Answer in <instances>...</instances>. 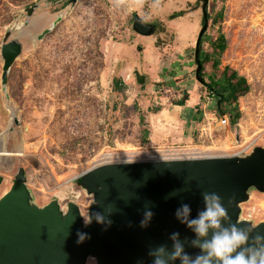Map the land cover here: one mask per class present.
<instances>
[{
  "label": "rangeland",
  "instance_id": "1",
  "mask_svg": "<svg viewBox=\"0 0 264 264\" xmlns=\"http://www.w3.org/2000/svg\"><path fill=\"white\" fill-rule=\"evenodd\" d=\"M195 1L0 0V47L6 31L7 40L21 43L5 89L19 118L12 127L0 53V195L23 167L32 202L41 206L57 199L65 211L72 201L84 216L92 195L76 178L98 164L135 160L151 146L198 147L211 155L232 154L238 149L233 142L252 137V147L264 146V0H208L199 45L206 56L202 83L193 57L202 0ZM33 4L27 15L25 8ZM180 9L182 15L169 18ZM134 13L155 23L152 35L132 29ZM218 43H224L222 50ZM135 69L145 75L144 83L136 81ZM232 70L248 86L220 107L228 112L236 105L237 122L219 127L202 113L191 121L201 107L218 112L217 94L211 90L206 99L205 83ZM185 95L184 104H176ZM239 206L240 219L264 221V191L249 188Z\"/></svg>",
  "mask_w": 264,
  "mask_h": 264
},
{
  "label": "water",
  "instance_id": "2",
  "mask_svg": "<svg viewBox=\"0 0 264 264\" xmlns=\"http://www.w3.org/2000/svg\"><path fill=\"white\" fill-rule=\"evenodd\" d=\"M207 4L208 0H202L203 23L193 54L195 78L201 83L204 79L200 76L199 41L208 25ZM36 6L26 7V14L31 15ZM155 27V23L133 14L132 29L136 33L152 35ZM49 29L45 28L38 38ZM10 35V31L5 32L0 47L4 91L10 66L21 52L18 40H7ZM134 75L138 83H144V74L135 69ZM219 103L217 100V110ZM13 121L16 124L19 118ZM25 180L24 168L19 167L10 188L0 195V264H85L89 256L95 257L98 264H137L140 260L151 264L149 249L164 244L171 251L172 232H179L185 251L195 256L200 251L191 246L195 234L176 218L175 211L187 203L191 207L190 218H195L204 207V192L218 193L226 206L231 199V222L238 227L252 225L256 229L251 236L264 235V221L253 224L239 218V203L248 198L249 188L264 191L262 145H254L245 154L104 162L83 171L76 181L92 195L88 212L104 214L106 220L112 221L111 226L98 224L95 219L85 226L79 205L72 201L67 202L65 211L57 199L41 206L35 204ZM109 205H113L110 215L106 211ZM146 207L152 209L154 216L146 228H141ZM77 232L88 233L90 238L77 244Z\"/></svg>",
  "mask_w": 264,
  "mask_h": 264
},
{
  "label": "clouds",
  "instance_id": "3",
  "mask_svg": "<svg viewBox=\"0 0 264 264\" xmlns=\"http://www.w3.org/2000/svg\"><path fill=\"white\" fill-rule=\"evenodd\" d=\"M135 160L127 158L117 162L134 163ZM175 194L174 192L170 195ZM202 198L204 207L195 218H190L191 207L187 203L182 204L175 211L176 218L195 234L191 246L198 248L199 253L193 256L186 252L184 243L179 239V232H172L169 237L172 241L171 251L164 244L149 249L151 264H175L177 260L180 264H264V235L257 233L251 236L256 229L252 225L238 227L237 223L231 222L228 213L231 199L227 201L226 206L223 197L216 192H204ZM106 211L110 215L113 205H109ZM153 216L152 209L146 207L140 227L146 228ZM82 217L85 226L91 224L93 219L98 224L106 226H111L112 223L100 212H88ZM77 236V244L90 238L85 232H77ZM85 264H98V262L95 257L89 256ZM137 264H143V261L140 260Z\"/></svg>",
  "mask_w": 264,
  "mask_h": 264
},
{
  "label": "trees",
  "instance_id": "4",
  "mask_svg": "<svg viewBox=\"0 0 264 264\" xmlns=\"http://www.w3.org/2000/svg\"><path fill=\"white\" fill-rule=\"evenodd\" d=\"M195 2H197V0ZM189 5H190V3H189ZM183 12H184V10H182V9L173 11L169 14V18H174V17L180 16L183 14ZM220 36L222 38V35H220ZM201 42H202V40L200 39L199 45ZM214 46L217 48V50H222L224 48V43L214 44ZM199 58H200L201 64H203L204 61L206 60V56H204L201 51L199 53ZM202 70H203V65H202L201 71H200L201 76L203 74ZM228 70H229V67L226 65L222 70V74L226 75ZM205 84L210 90L214 91L217 94L215 98L220 101L219 105H221L222 102H224L225 100L227 102H232L236 98V95H235L236 91H244L247 89V86H248L246 83V79L242 75H239L237 73V71H235V70H232L230 75L224 77V79H222V77H218V78L210 77L209 81ZM219 87L221 89V92L218 90ZM184 94H187V92L185 91ZM219 97H220V99H219ZM187 98H188L187 95H185L182 99L181 98L178 99L176 101V104L183 105L184 101L187 100ZM159 109H160V107L154 108L155 111H157ZM217 111L224 112L225 110H223V109H221V107H219V110H217ZM228 112L230 115L231 122L232 123L237 122V119L239 117L238 107L236 105H234L230 108V111H228ZM191 116H192L190 118L191 120H194V119L200 120L201 119V112L199 110H197L196 113L192 112ZM142 120L143 119L141 116L140 121H142ZM147 135H148V131L144 130L143 131V138L145 139L147 137Z\"/></svg>",
  "mask_w": 264,
  "mask_h": 264
},
{
  "label": "built area",
  "instance_id": "5",
  "mask_svg": "<svg viewBox=\"0 0 264 264\" xmlns=\"http://www.w3.org/2000/svg\"><path fill=\"white\" fill-rule=\"evenodd\" d=\"M205 98L209 99L212 95L213 92L211 90L207 91L205 93ZM207 113L210 116H207ZM204 118L207 120L208 122H210V119H214L216 121V124L219 127H225L228 126L230 124V115L227 111L224 112H204ZM203 118V119H204ZM210 124V123H209ZM208 128V126H204V128ZM264 133V132H263ZM252 148V141L245 147H240L238 149H236L234 151L233 154H245L247 153L250 149ZM174 150V151H172ZM179 150V151H178ZM208 149H201L198 147L195 148H179V149H174L173 147L170 146H163V147H147L142 149L138 155H136V157H134L135 159H170V158H180V157H201L204 155H208L210 153H208ZM217 155V154H216ZM220 155V154H218Z\"/></svg>",
  "mask_w": 264,
  "mask_h": 264
},
{
  "label": "bare ground",
  "instance_id": "6",
  "mask_svg": "<svg viewBox=\"0 0 264 264\" xmlns=\"http://www.w3.org/2000/svg\"><path fill=\"white\" fill-rule=\"evenodd\" d=\"M17 30H22L20 26L17 27ZM4 91V90H3ZM5 96H6V92H5ZM4 102H5V106L9 112V116H10V121L8 123V127H12V126H15L14 125V118L17 117V112H16V109L14 107V104H12V102L7 98V96L4 98ZM254 138H250L249 140H243V141H236V142H233L235 145H238V148L240 147H245L247 146ZM186 149V148H185ZM233 154V153H232ZM205 156H212L211 154L210 155H205Z\"/></svg>",
  "mask_w": 264,
  "mask_h": 264
},
{
  "label": "crops",
  "instance_id": "7",
  "mask_svg": "<svg viewBox=\"0 0 264 264\" xmlns=\"http://www.w3.org/2000/svg\"><path fill=\"white\" fill-rule=\"evenodd\" d=\"M190 110H191V109H190ZM199 111H201L202 114H203L204 112H206L205 109H204V107H201ZM191 121H193V120H191Z\"/></svg>",
  "mask_w": 264,
  "mask_h": 264
},
{
  "label": "flooded vegetation",
  "instance_id": "8",
  "mask_svg": "<svg viewBox=\"0 0 264 264\" xmlns=\"http://www.w3.org/2000/svg\"><path fill=\"white\" fill-rule=\"evenodd\" d=\"M153 23V22H152Z\"/></svg>",
  "mask_w": 264,
  "mask_h": 264
}]
</instances>
